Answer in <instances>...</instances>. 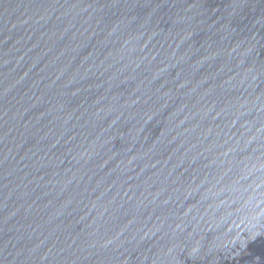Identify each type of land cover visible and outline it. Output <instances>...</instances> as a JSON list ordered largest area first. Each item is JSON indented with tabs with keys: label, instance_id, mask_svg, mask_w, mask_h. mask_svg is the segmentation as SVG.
<instances>
[{
	"label": "water",
	"instance_id": "obj_1",
	"mask_svg": "<svg viewBox=\"0 0 264 264\" xmlns=\"http://www.w3.org/2000/svg\"><path fill=\"white\" fill-rule=\"evenodd\" d=\"M0 264H264V0H0Z\"/></svg>",
	"mask_w": 264,
	"mask_h": 264
}]
</instances>
